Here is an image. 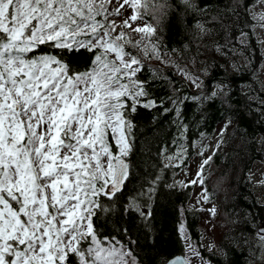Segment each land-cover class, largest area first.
<instances>
[{
    "label": "snow or ice",
    "instance_id": "snow-or-ice-1",
    "mask_svg": "<svg viewBox=\"0 0 264 264\" xmlns=\"http://www.w3.org/2000/svg\"><path fill=\"white\" fill-rule=\"evenodd\" d=\"M214 2L220 4L0 0V264H146L139 239L127 225L139 222L147 232L153 230V202L162 177L154 174L125 196L138 144L152 142L148 138L158 123L153 117L141 128L139 110L172 114L177 129L172 143L178 150H161L160 155L169 161L164 168H180L187 152L183 106L190 101L226 104L230 97L227 84L211 88L194 76L190 82L196 95L157 100L151 92L154 81L141 79L144 60L166 62L163 33L172 17L191 15L202 38L218 26L225 33L223 47L233 55L240 49L228 34L241 17L264 29V0H225L222 8L211 7ZM248 35L239 32L242 47ZM205 150L201 144L198 154ZM211 159L181 184L200 185L205 204L211 199L203 172ZM207 211L217 214L214 205ZM109 224L115 225L113 231H106ZM178 231L187 244L184 251L172 257L159 254L148 264H213L200 250L203 246L185 234L183 223ZM255 236L264 255V221Z\"/></svg>",
    "mask_w": 264,
    "mask_h": 264
},
{
    "label": "trees",
    "instance_id": "trees-1",
    "mask_svg": "<svg viewBox=\"0 0 264 264\" xmlns=\"http://www.w3.org/2000/svg\"><path fill=\"white\" fill-rule=\"evenodd\" d=\"M224 3L225 0H220L219 5L214 2L211 7L222 8ZM195 24L191 15L186 19L171 18L163 33L164 47L168 50L164 57L166 62L145 59L146 69L141 74V79L154 81L151 83V92L157 100L176 94L196 95L198 90L190 82L194 76L200 77L211 88L217 83L227 84L230 99L226 104H221L219 100L211 104L190 101L183 106L188 129L182 142L187 152L180 168H164L163 165L169 161L160 155L161 150L172 153L178 150L172 143L177 134L172 114L162 115L159 108L139 110L136 120L141 128L153 117L158 123L154 125L156 131L148 138L152 142L146 145L141 140L138 144L139 150L133 157L135 167L125 196L139 189L154 174L161 175L162 180L153 202V230L147 232L139 226V222L137 227H132L130 222L127 226L131 228L133 238L139 239L143 249L141 254L147 258L146 264L159 254L172 257L184 251L178 231L181 222L193 242L201 245L200 217L197 212L187 208L192 190L190 186H179L175 177L185 168L187 161L200 151L201 144L206 148L218 130L231 121L224 132L227 135L218 141L219 149L216 150L217 143L209 156L212 157L209 164L219 170L217 176L227 186L226 201L223 204L226 226L216 244L215 252L203 248L200 250L213 264H249V261L256 264L258 248L255 233L256 228L264 221V199L258 202L248 173L252 164H264V90L256 78L262 53L253 32V23L245 21L244 17L233 25L228 34L233 45L240 49V54L237 55L223 47L225 33L218 26L213 28L212 35L202 38ZM241 30L249 34L247 47H242L239 43L238 34ZM218 45L222 50H218ZM225 52L228 54L225 55ZM174 88L179 89V93H174ZM201 133L204 135L201 136ZM193 144L195 147H192ZM207 174L208 165L203 172L204 178H207ZM165 184L175 187H165ZM205 188L210 195L209 187ZM220 202L218 200L217 204ZM114 229L115 225L109 224L106 231ZM250 248H256L255 255L250 252Z\"/></svg>",
    "mask_w": 264,
    "mask_h": 264
},
{
    "label": "rangeland",
    "instance_id": "rangeland-1",
    "mask_svg": "<svg viewBox=\"0 0 264 264\" xmlns=\"http://www.w3.org/2000/svg\"><path fill=\"white\" fill-rule=\"evenodd\" d=\"M253 32L255 35L256 40L259 43L260 50L262 53V62L256 72V78L261 86L262 90H264V29H261L259 26H253ZM134 38H138L135 33H133ZM217 135L211 139L207 145L206 150L204 151L203 156L199 155L197 152L193 157H191L185 166L175 177V182L179 186H181L182 182L186 183L188 180L194 179L196 177V173L198 167L202 163V161L210 156L215 145L218 143L219 139L226 136L227 133L223 134V136ZM219 170L217 168H213L211 164H208V174L206 178V182L204 183L203 187H209L210 195H211V203H203L201 197V186L198 184L190 185L192 190L191 200L187 205L188 209H191L198 213L200 217V233H201V245L202 248L206 251H209V246H212V250L214 251L217 248L218 240L225 229L226 226V219L223 215V204L226 201V190L227 186H225V182H221L220 178L217 176ZM248 176L253 184V190L256 193V197L258 202H262L264 199V164L263 163H254L252 164L251 171L248 173ZM183 187V186H182ZM221 200L219 204L217 201ZM213 205L217 209V214L215 217L211 216L210 212L207 209L213 207ZM183 223V222H181ZM187 235V233H185ZM181 239L182 236L180 235ZM184 244V249L187 247L186 242L182 239ZM258 254L256 262L264 263V255L261 254L258 241L256 240Z\"/></svg>",
    "mask_w": 264,
    "mask_h": 264
},
{
    "label": "water",
    "instance_id": "water-1",
    "mask_svg": "<svg viewBox=\"0 0 264 264\" xmlns=\"http://www.w3.org/2000/svg\"><path fill=\"white\" fill-rule=\"evenodd\" d=\"M257 264H264V263H257Z\"/></svg>",
    "mask_w": 264,
    "mask_h": 264
}]
</instances>
